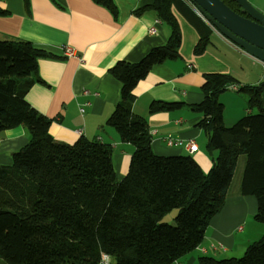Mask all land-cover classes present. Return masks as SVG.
Instances as JSON below:
<instances>
[{
	"label": "trees",
	"instance_id": "1",
	"mask_svg": "<svg viewBox=\"0 0 264 264\" xmlns=\"http://www.w3.org/2000/svg\"><path fill=\"white\" fill-rule=\"evenodd\" d=\"M93 1L113 13L112 0ZM176 1L153 0L133 12H153L170 35L138 62L118 61L108 70L120 85V99L106 125L134 148L122 179L115 177L108 145L84 138L71 145L54 141L49 120L26 102L37 80V60L48 55L27 42L0 41V133L21 126L28 139L10 166H0V259L7 264H98L101 254L111 264H173L203 240L239 157L245 159L240 194L255 197L253 220L264 225V83L239 86L228 74L203 76L202 101L190 109L201 116L197 126L212 160L207 173L191 156L153 154L146 120L131 111L137 83L154 65L179 56L180 33L170 10ZM221 1L243 15L233 0ZM4 13L0 8V16ZM206 41L200 38L195 55ZM232 85L234 92L247 94L246 109L257 112L225 127L219 96ZM181 106L154 101L149 114ZM173 209V225L160 223ZM198 264H264V234L238 258L203 256Z\"/></svg>",
	"mask_w": 264,
	"mask_h": 264
},
{
	"label": "crops",
	"instance_id": "2",
	"mask_svg": "<svg viewBox=\"0 0 264 264\" xmlns=\"http://www.w3.org/2000/svg\"><path fill=\"white\" fill-rule=\"evenodd\" d=\"M246 1L264 15V0ZM112 3L113 13L93 0H2L0 8L5 13L0 16V41L27 42L48 55L37 60V80L27 91L26 102L49 120L48 133L54 141L71 145L84 138L108 145L115 177L122 179L128 173L134 148L106 125L120 99V85L108 70L118 61L136 63L150 50L164 45L170 28L151 11L133 14L150 6L153 0ZM170 10L180 33L179 56L154 65L137 83L131 111L146 120L153 154L191 156L207 173L212 160L205 151L206 138L197 126L201 116L190 109L202 101L203 76L228 74L239 86L256 87L262 83V66L180 0ZM150 28H154V34L149 33ZM200 38H207L206 46L195 55L193 50ZM260 98L264 101V85ZM247 100L246 93L232 90L219 96L225 127L257 112L246 109ZM154 101L182 106L149 114ZM166 136L181 145L167 146L163 140ZM188 142L196 146L192 154L186 148ZM27 143L21 126L1 132L0 166H10L13 154ZM244 162V157L238 158L223 206L211 218L201 243L173 264H198V258L203 256L238 258L262 237L264 226L253 220L255 197L240 194ZM0 264L7 263L0 259Z\"/></svg>",
	"mask_w": 264,
	"mask_h": 264
},
{
	"label": "water",
	"instance_id": "3",
	"mask_svg": "<svg viewBox=\"0 0 264 264\" xmlns=\"http://www.w3.org/2000/svg\"><path fill=\"white\" fill-rule=\"evenodd\" d=\"M204 19L224 39L264 63V15L246 0H233L243 15L221 0H191Z\"/></svg>",
	"mask_w": 264,
	"mask_h": 264
},
{
	"label": "built area",
	"instance_id": "4",
	"mask_svg": "<svg viewBox=\"0 0 264 264\" xmlns=\"http://www.w3.org/2000/svg\"><path fill=\"white\" fill-rule=\"evenodd\" d=\"M180 1L183 2L187 7L191 8L201 19L204 20V22L206 24H208V22L200 14V12L197 10V8L195 7V5L192 3L191 0H180ZM149 33L150 34H154L155 33L154 28H150L149 29ZM65 53L66 54H70V52L68 50H66V49H65ZM260 64L262 66V73H261V80H260V82L264 83V63L260 61ZM228 88H230V90L236 91V87L234 85L229 86ZM163 140L167 144V146H180L181 145V142L180 141L174 140L170 136H166L165 138H163ZM186 148L189 150V152L191 154L196 151V146L192 142H188L187 145H186ZM98 264H110L109 256H107L105 254H101L100 255V260H99Z\"/></svg>",
	"mask_w": 264,
	"mask_h": 264
},
{
	"label": "rangeland",
	"instance_id": "5",
	"mask_svg": "<svg viewBox=\"0 0 264 264\" xmlns=\"http://www.w3.org/2000/svg\"><path fill=\"white\" fill-rule=\"evenodd\" d=\"M176 214H177V209H173L169 213H167L166 215H164L160 219L159 222L160 223H165V224H168V225H173V223H174V217L176 216ZM217 260H219V259H217ZM110 263H111V260H110Z\"/></svg>",
	"mask_w": 264,
	"mask_h": 264
}]
</instances>
